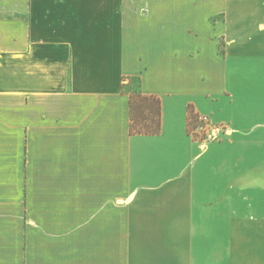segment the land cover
Masks as SVG:
<instances>
[{
    "label": "crops",
    "instance_id": "crops-1",
    "mask_svg": "<svg viewBox=\"0 0 264 264\" xmlns=\"http://www.w3.org/2000/svg\"><path fill=\"white\" fill-rule=\"evenodd\" d=\"M0 264H264V0H0Z\"/></svg>",
    "mask_w": 264,
    "mask_h": 264
},
{
    "label": "trees",
    "instance_id": "trees-1",
    "mask_svg": "<svg viewBox=\"0 0 264 264\" xmlns=\"http://www.w3.org/2000/svg\"><path fill=\"white\" fill-rule=\"evenodd\" d=\"M122 91L129 96L130 134L155 135L160 131V99L153 95H144L141 92V82L138 77H127ZM201 115L188 107L187 132L198 143L214 141L216 138L202 134L201 137L194 131L203 125L199 118Z\"/></svg>",
    "mask_w": 264,
    "mask_h": 264
},
{
    "label": "built area",
    "instance_id": "built-area-1",
    "mask_svg": "<svg viewBox=\"0 0 264 264\" xmlns=\"http://www.w3.org/2000/svg\"><path fill=\"white\" fill-rule=\"evenodd\" d=\"M200 122L203 124L201 126H199L194 132L199 135V137L202 136V134H206V136L208 137H212V126H211V122L209 120V118L207 116H201L199 118ZM220 130H223L224 128L223 127H219ZM219 128H215V131L216 130H219ZM217 132V131H216Z\"/></svg>",
    "mask_w": 264,
    "mask_h": 264
},
{
    "label": "rangeland",
    "instance_id": "rangeland-1",
    "mask_svg": "<svg viewBox=\"0 0 264 264\" xmlns=\"http://www.w3.org/2000/svg\"><path fill=\"white\" fill-rule=\"evenodd\" d=\"M222 44H223L222 41L219 39V42H218V47H219V49L222 48ZM211 126H212V132H214V133H212L211 135H212V137L216 138L215 135H217V132H216L217 130L215 131V128H217V125H216L215 123H212ZM218 132H219V133H220V132H223V130H220V128H219Z\"/></svg>",
    "mask_w": 264,
    "mask_h": 264
}]
</instances>
